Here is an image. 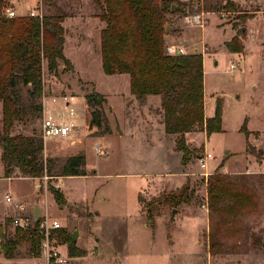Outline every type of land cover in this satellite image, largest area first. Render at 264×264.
<instances>
[{
  "label": "rangeland",
  "instance_id": "rangeland-1",
  "mask_svg": "<svg viewBox=\"0 0 264 264\" xmlns=\"http://www.w3.org/2000/svg\"><path fill=\"white\" fill-rule=\"evenodd\" d=\"M5 1L6 8L18 14L38 5L45 16L56 15L55 7L67 15L62 23L64 56L72 67L60 61L58 70L50 73L48 63L43 62L45 98L74 97L82 129L76 147L69 145L74 140L52 148L55 157L46 155L44 146V158L54 165L49 175L57 176L25 180L16 179L24 177L15 172L9 180L0 157V225L7 236L14 237L20 229L16 219L32 221L35 209L40 208V221L56 220L66 228L53 233V243L66 264H264V14L251 26V36L250 20L240 34L242 23L226 13L169 16L165 35L168 53L171 48H182L183 54H199L206 63L205 117L213 118L217 102L222 101V132L208 135L196 128L187 134L192 155L183 164L178 137L165 133L161 97L150 96L141 102L131 94L128 75L104 74L101 32L105 23L99 18L95 0ZM237 1L248 14L262 11L255 2ZM233 38L244 45L242 53H233L226 46ZM230 62L238 67L232 70ZM17 89L19 101L32 106L31 86L19 81ZM95 94H101L106 103L88 105L86 97ZM45 98L36 104L43 106ZM60 105L58 99L52 110ZM95 117L100 119V127H91ZM42 119L43 113L39 119L17 124L15 133L30 136L36 130L39 134ZM98 147L103 150L101 155L96 153ZM75 154L85 155L87 176H58ZM206 154L212 158L204 170L199 158ZM216 173L245 177L250 198L243 209L228 211L233 204L229 199L215 211L209 206L208 178ZM52 188L64 193V206L55 201ZM8 194L19 199L15 203L22 205L23 211L15 204L10 207ZM180 195L182 201L175 207L172 199ZM173 210H177L174 218ZM75 231L82 234L81 240L73 241ZM71 242L82 256L86 253L80 247L99 254L74 260ZM31 247L28 240L20 243L14 259L5 258L0 248V264H48L41 252L30 254Z\"/></svg>",
  "mask_w": 264,
  "mask_h": 264
},
{
  "label": "trees",
  "instance_id": "trees-1",
  "mask_svg": "<svg viewBox=\"0 0 264 264\" xmlns=\"http://www.w3.org/2000/svg\"><path fill=\"white\" fill-rule=\"evenodd\" d=\"M95 4L101 11L100 20L105 23L101 32L104 74L128 75L131 94L141 102L150 96L161 97L165 133L178 137L177 149L183 154V164H187L192 153L185 136L196 128L208 135L222 132V101L217 102L215 116L205 119L203 58L199 54L168 53L165 35L169 16L226 13L234 15L245 28L257 11L244 12L237 0H95ZM6 7V1L0 0V15ZM55 10L56 15L44 16L43 20L29 16L0 18V157L7 179L15 172L24 178L40 179L49 175L54 166L51 159L44 158L45 145L40 132L34 130L32 135L26 136L16 134L15 130L17 124H27L42 116L43 106L36 102L45 96L43 62L48 63L50 73L58 70L60 61L72 67L64 56L66 39L62 23L67 15L58 7ZM243 28L240 34L244 33ZM226 46L233 53L244 51V45L237 38ZM19 81L31 86L32 106L19 101ZM86 100L88 105L106 103L101 94L87 96ZM90 125L100 127L101 121L95 117ZM242 132L247 136V128ZM85 164V155L71 156L58 176H85ZM209 177V206L213 211L226 199L233 202L228 211L243 209L250 198L245 177L231 178L219 173ZM51 192L58 204H66L62 192L54 188ZM172 200L177 207L182 195ZM39 224L40 220L28 230L17 229L12 238L0 225V248L4 257L14 259L18 245L25 240L31 242L30 254L38 255L42 240ZM211 237L214 245L215 236ZM69 248L71 257L82 256L74 243L71 242Z\"/></svg>",
  "mask_w": 264,
  "mask_h": 264
},
{
  "label": "built area",
  "instance_id": "built-area-1",
  "mask_svg": "<svg viewBox=\"0 0 264 264\" xmlns=\"http://www.w3.org/2000/svg\"><path fill=\"white\" fill-rule=\"evenodd\" d=\"M23 16H29L31 18H39L43 20L44 14L43 11L36 6L35 9L28 11L26 14H18L12 8L3 9L0 18H18ZM189 22L190 18L187 19ZM195 21L200 23V18L196 17ZM171 54L183 53V50H176L175 48L170 49ZM238 66L234 62H230V68L232 70L236 69ZM45 98V96H44ZM52 99V103L50 100ZM61 100L60 107L53 111L52 106L58 100ZM75 98L72 96H59L53 98H45L43 102V119L41 121V130L40 135L42 140L47 142L48 140L63 139L67 141H74L79 137L82 129L78 126L79 114L73 106ZM49 105V106H48ZM102 148L98 147L96 153L98 155L102 154ZM212 158L211 154H206L204 157L199 158V165L201 169L207 170L208 160ZM6 201L8 203H14L11 195H6ZM15 207L20 211H23L24 207L19 204H15ZM15 223L19 225L20 228L28 230L32 227V221H24L23 219L15 220ZM62 229V225L52 219H45L40 221L39 232L41 234V246L40 252L42 256L46 259L48 264H66L67 260L61 251L55 247L53 243V233H56Z\"/></svg>",
  "mask_w": 264,
  "mask_h": 264
},
{
  "label": "crops",
  "instance_id": "crops-1",
  "mask_svg": "<svg viewBox=\"0 0 264 264\" xmlns=\"http://www.w3.org/2000/svg\"><path fill=\"white\" fill-rule=\"evenodd\" d=\"M251 2H255V3H257V5L259 6V7H262V11H257L256 13H255V17L253 18V19H251L250 21H249V36H251L250 34L251 33H254V28L253 27H255L254 26V24H255V22H256V19L259 17V16H261L262 14H264V1L263 0H250ZM205 14H212V13H205ZM263 16V15H262ZM263 19H264V16H263ZM251 26H253V27H251ZM263 44H264V36L262 37V40H261V47H262V54H261V56H264V49H263ZM178 45H179V47H182V43H178ZM182 50V48H179V50ZM188 50V49H187ZM183 52H185V51H183ZM205 65H206V63L204 62V72H205ZM130 79V78H129ZM135 97V96H134ZM204 102H205V98H204ZM205 119H209V118H206L205 117ZM49 141V140H48ZM50 141H53V142H51L49 145H48V143H46L45 142V153H46V155H48V154H50L51 153V157H55V151H53V147L56 145V144H58V143H62L63 141H65L67 144H68V142H67V140H63V139H55V140H50ZM76 142H74V144L73 143H69V145H71V146H75V145H77L76 143H78V141H80V138L78 139V140H75ZM57 147V146H56ZM76 147V146H75ZM78 151V150H77ZM76 155V154H75ZM65 156V155H64ZM84 169V168H83ZM3 173H4V168H3ZM87 175H85V176H75V178L76 177H86ZM69 178H71V177H68V179ZM72 178H74V177H72ZM7 179V178H6ZM9 180H11V178H8ZM16 179H25V180H31V179H29V178H16ZM59 188L61 189V186H60V184H59ZM61 191H62V189H61ZM63 192V191H62ZM10 194V193H9ZM64 194V193H63ZM12 196V195H11ZM12 198H13V201H14V203L10 206V207H12L14 204H16L15 203V201H17V200H19V199H14V197L12 196ZM47 200H48V198H47ZM51 202H52V200H51ZM9 208V207H8ZM12 210V209H11ZM41 210V209H40ZM16 220H19V219H16ZM60 223V222H59ZM65 229V231H66V228L65 227H63L62 226V229ZM78 233H79V231H77ZM72 236H73V234H72ZM81 238H82V234L81 233H79V237H78V239L79 240H81ZM77 239V240H78ZM74 241V240H73ZM80 249L83 251V252H85L86 254H84V256H81V257H73L74 258V260H83V259H88L89 258V251L88 250H86V249H84V248H81L80 247ZM98 254H99V251L97 250L96 252H94V253H92V254H90V255H93L94 257H97L98 256ZM100 256L102 257V254H100ZM9 261H13V263H15V260H9ZM79 263V262H78ZM79 264H82V263H79Z\"/></svg>",
  "mask_w": 264,
  "mask_h": 264
},
{
  "label": "water",
  "instance_id": "water-1",
  "mask_svg": "<svg viewBox=\"0 0 264 264\" xmlns=\"http://www.w3.org/2000/svg\"><path fill=\"white\" fill-rule=\"evenodd\" d=\"M173 9H175V6H173ZM245 31H246V28H243V32ZM40 214H41L40 208H36L34 211V219L32 220V226H34L38 222ZM176 214H177V210H173L172 218H174ZM78 237H79V233L75 231L73 233V240L77 241Z\"/></svg>",
  "mask_w": 264,
  "mask_h": 264
}]
</instances>
